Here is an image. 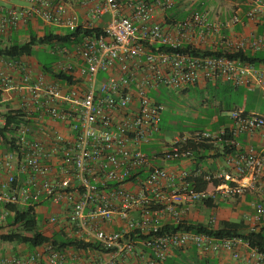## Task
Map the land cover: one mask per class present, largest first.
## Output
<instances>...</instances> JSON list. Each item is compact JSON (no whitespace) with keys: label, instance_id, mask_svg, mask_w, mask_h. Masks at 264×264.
I'll use <instances>...</instances> for the list:
<instances>
[{"label":"built area","instance_id":"obj_1","mask_svg":"<svg viewBox=\"0 0 264 264\" xmlns=\"http://www.w3.org/2000/svg\"><path fill=\"white\" fill-rule=\"evenodd\" d=\"M11 1L0 0V38L32 20L69 31L100 28L101 34L52 49L59 60L50 71L35 70L22 58H0V91L20 98L17 109L23 115L13 127L12 149H0V226L12 214L7 207L33 208L42 225L97 249L43 244L25 256H0V264H167L177 251L189 249L204 257L226 254L237 264H264V253L239 237L163 230L185 221L194 203L244 196L262 177L264 147L256 151L233 143L225 164L235 180L178 169L181 161L192 159L193 146L221 141L225 129L178 134L156 155L146 151L160 142V88L180 92L221 82L259 90L264 99V65L177 51H217L211 31L229 24L215 25L198 11L172 25L161 23L160 15L179 0H78L83 16L52 0ZM245 1L249 20L263 13L264 0ZM236 23L234 16L230 24ZM222 39L228 53L264 52V39L251 32L238 40ZM4 121L0 118V124ZM229 121L234 138L264 131L262 115L232 110ZM190 177H202L208 185L225 182L198 191ZM246 222L250 230L264 225V200L252 205ZM208 226L217 229L214 217Z\"/></svg>","mask_w":264,"mask_h":264},{"label":"crops","instance_id":"obj_2","mask_svg":"<svg viewBox=\"0 0 264 264\" xmlns=\"http://www.w3.org/2000/svg\"><path fill=\"white\" fill-rule=\"evenodd\" d=\"M11 4H21L18 1L12 0ZM66 3L76 11L80 16H83L84 12L80 9L78 5V0H66ZM3 6H7V3H2ZM166 18L169 20H173L169 14L160 15L159 19L161 23H164ZM168 24V23H167ZM165 24V25H167ZM249 31L248 34L251 32L255 36L262 37L264 39V11L260 15L256 16L253 20L250 21V24L247 22H238L237 24L229 26L227 29H224L219 35H211L210 40L211 43H216L219 41L218 38L225 36L227 38H231L234 40H238L241 37H245L248 35L246 32ZM61 30L55 28L53 26L46 25L45 23L41 22L40 20H32L26 25H19L16 30L12 32V38L15 39L17 42L21 40L28 39L29 36H35L41 38L45 33L50 32L53 34L59 33ZM10 40L9 38H7ZM37 50V49H34ZM41 51V50H40ZM250 52V51H246ZM251 53V52H250ZM23 59V58H22ZM27 64H30L35 70H41V66L38 64L37 60L33 57L25 58L24 59ZM207 87V84H199L193 88L202 90L207 88H219L224 87L225 85H219L217 87ZM228 88V87H227ZM191 88H189L185 93L186 94ZM229 90V89H228ZM232 91V90H229ZM234 92V91H232ZM236 93V92H234ZM251 93H256L253 95L251 102L248 103L247 101H243L241 105H233L234 108L232 110H248V114H258L264 116V100L262 98L261 92L259 90H255ZM157 98L160 99L159 95ZM19 97L15 95L13 91L9 92H1L0 91V104L5 103V106H8L9 109H17L19 107ZM262 101L263 107H260L263 112H258L256 109L259 107L260 102ZM235 102V100H234ZM206 123V126L202 128V130H207L211 132L221 131L226 129L230 121H224L223 123L220 122V118H211ZM163 133L159 135V141L155 145L146 148V151L150 156L156 155L157 153L163 150V146L167 143L164 142ZM235 144L238 145L240 148L252 147L256 149V151H260L264 147V131L255 132L253 135L247 134H240L239 136L234 138ZM233 151L226 148V143L221 141H215L211 143H206L204 146L197 148L194 151V155L190 160H183L179 163L178 169H183L185 171L190 172L191 174L194 172H199L201 175L206 176H215V175H225L228 174L231 177V180H235L238 177L235 173L226 166L225 164V157L229 153ZM156 166H160L165 168L168 171H174L175 167L166 162L162 161H155L154 163ZM218 181L223 183L222 179H218ZM246 181V180H245ZM230 182V181H229ZM215 187L213 183L205 184V189H211ZM245 195L241 197V204L239 205V209H236L232 206V199H222L221 197L217 198L215 202H213V207L208 208L205 206L204 203H194L189 207L188 213L185 217V221L191 224H205L208 225V222L211 218L216 219L217 227L221 226L225 229H242L244 232L250 230V226L246 222V218L251 215L252 210L250 207V212H244L247 210V205H249V201H262L264 200V164L262 170V177L261 179L255 183L254 185L248 187L245 190ZM253 205V202H250V206ZM45 207V206H44ZM43 207V208H44ZM209 210V214L206 216L205 211ZM236 220L241 222V225L235 223ZM164 223L170 224L171 221L168 217L164 216ZM264 228V225H260L256 227L255 230L257 231L260 228ZM12 244H9V247L6 246L7 249H4L3 246H0V255L3 257H12V256H25L31 252L28 248L24 247L21 251L16 252L13 250ZM11 246V247H10ZM21 249V248H20ZM19 249V250H20ZM22 253V254H18ZM210 258H206L201 256L197 251L190 250L186 253H178L173 254L169 259L167 264H184L189 262L190 264H237L230 259V257L226 254L217 255V256H209Z\"/></svg>","mask_w":264,"mask_h":264},{"label":"trees","instance_id":"obj_3","mask_svg":"<svg viewBox=\"0 0 264 264\" xmlns=\"http://www.w3.org/2000/svg\"><path fill=\"white\" fill-rule=\"evenodd\" d=\"M52 1L53 3L67 4L66 0H52ZM177 4L174 8L177 7ZM247 9H248V6H247ZM168 11H166L164 14H166ZM197 11L201 12L204 15V13L199 10H194L192 12H197ZM192 12L189 11L185 15V17L190 15ZM170 17L173 18V20L172 19L168 20L166 18L164 24L168 23L167 25L169 24L172 25L174 23L181 21L183 18H185L183 17L180 20H176V18H174L173 16L170 15ZM213 24H216V23H213ZM222 24H225V23H222ZM227 28H223L222 30L216 31V32L211 31L213 32L212 35H219L224 29H227ZM58 29L61 30L59 33L53 34V33L47 32L41 38H37L35 36H29L28 38L29 42L24 45L20 44L15 39H13L11 37L12 33L8 35L7 37H2L0 38V58H5V59H19V58L25 59V58H31V57L34 58L36 51H40V50H34V48L32 47V44H36V45H40L41 47L46 48V51L41 50L42 52L56 56L55 58V62H56L59 60V57L50 52L52 49H55V47L70 48L72 45L79 43L84 36L101 34L100 28L92 29V30L78 28L75 31H69V30H65L62 28H58ZM222 37L218 38L219 41L217 42V44L220 45L218 46V48L220 49L214 52L210 51V49L201 51V50L191 49V48H181V49H178L177 51L190 52L194 55L224 56L228 59H237L244 63H250L254 65H264V52H261V51L256 52V53L243 52V51H237L234 53L225 52L226 49L223 47L224 45H222V42H223ZM7 38H9L10 40H8ZM210 40L212 41L213 39L210 38ZM159 50L168 51L169 49L160 47ZM37 62L41 66L42 71H50L51 69L50 63H43L39 60H37ZM205 84H207V87H210L211 85H214L213 87H217L219 85H225L228 87L229 90L237 92L236 93L237 97L239 98L240 96L241 103L243 101L244 102L247 101L246 94L249 91H246L242 88H233L228 83H221V82H216V83L208 82ZM190 88H193V87H190ZM188 89L189 88H186L180 92L185 93ZM156 100L160 102L161 99L157 98ZM248 110H243V113L248 114ZM0 118H4L5 120L4 123L0 124V149L3 151H9L12 149L13 142H14L13 137H12L13 127L23 120V115L21 111L18 109H9L8 111H5L3 114L0 113ZM220 122L221 123L224 122L222 118H220ZM221 140L224 143H226L227 149L234 151L235 149V146L233 145V143H235L234 137L229 134L227 128L225 129V134ZM202 146H204V144H199V145L193 146V149L195 151L197 148L202 147ZM188 181L192 182L194 184L195 189L198 191L205 189V184L207 185V183L202 179V177H197V178L190 177ZM226 183L229 185H232V183L228 181H226ZM219 184H220L219 181H216V180L213 181L214 186H217ZM203 203L208 208L213 207L212 201H204ZM7 208L10 211H12V214L6 217L5 225L0 226V232L2 231L4 227H6L9 230L6 233H0V241L3 243L19 244L22 246H26L30 249H33L31 252H33L35 248L40 247L43 244L52 245L57 250L73 249L77 251L86 252L88 250L97 249V246L93 243H84L83 241H79L74 238L68 237L62 230H58L57 227H52L50 232L45 231L46 229H48V227L41 224L42 215L37 214L35 209L33 208H27V207L20 208L17 206H9ZM163 230L164 231H179V230L193 231L195 233L208 234L215 238L239 237L245 240L246 242H248L250 247L256 248L260 252L264 253V228L263 227L258 229L257 231L254 229V230H248L245 232L240 228L239 229H225L221 226L220 227L218 226L216 230H212V228H210L208 225H205V224H198V223L191 224V223H187L186 221H183L179 223L178 225H166L164 226ZM190 250H195V249H189L188 251ZM178 253L180 252L177 251L176 254ZM206 258H210V257H206Z\"/></svg>","mask_w":264,"mask_h":264},{"label":"rangeland","instance_id":"obj_4","mask_svg":"<svg viewBox=\"0 0 264 264\" xmlns=\"http://www.w3.org/2000/svg\"><path fill=\"white\" fill-rule=\"evenodd\" d=\"M194 10L202 11L205 18L212 23H228L230 27V21L234 16L243 23L247 22V24H250L251 21L246 18L247 5L245 0H179L177 7L169 10L167 14L176 18V20H180L185 17L189 11L192 12ZM248 32L247 30L246 33L248 34ZM28 42L29 39H24L19 43L24 45ZM32 47L37 50L46 51V48L40 45L32 44ZM42 51H36L34 58L43 63H50L52 67L56 63V56ZM236 93L229 91L227 86L202 90L191 88L186 94L160 88L157 91V95H159L161 99L160 103L164 108L161 115V132L164 136V142H170L173 139L172 137L178 134L188 135L202 131V128L206 126L205 122L211 118H222L223 121H228L230 112L234 108L233 105H241L240 96L238 95V98ZM254 94L256 93L248 92L246 94L248 103L251 102ZM256 102H258V104L260 102L256 110L258 112H263L262 109H260V107H263V102L261 100ZM5 103L7 102L0 104L1 114L9 110V107L5 106ZM236 110L238 109L236 108ZM250 202L254 204L257 201H249V205H247L249 209H243L244 212L249 213L250 207L252 210ZM240 204L241 197L232 199V206L234 208L239 209L238 207ZM208 214L209 210H206L205 215L207 216ZM235 223L241 224L239 220H236ZM8 231L9 230L4 227L0 233H6ZM45 231L50 232L51 228ZM0 246L7 249L6 246L9 247V243L0 241ZM11 246L16 252L26 247L19 244H12ZM28 250L32 251L33 249L28 248Z\"/></svg>","mask_w":264,"mask_h":264}]
</instances>
